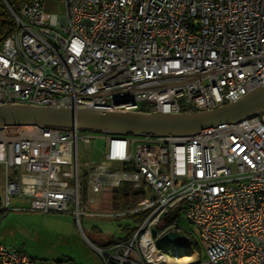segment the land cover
Here are the masks:
<instances>
[{
  "label": "built area",
  "instance_id": "built-area-1",
  "mask_svg": "<svg viewBox=\"0 0 264 264\" xmlns=\"http://www.w3.org/2000/svg\"><path fill=\"white\" fill-rule=\"evenodd\" d=\"M3 1L14 27L0 40V104L173 113L212 108L264 84V0H60L59 9L46 0L17 8ZM0 166L4 209L22 198L29 209L70 212L79 228L97 199L89 193L126 183L138 199L95 214L133 213L138 222L101 245L87 239L104 264H264L258 116L192 135L6 126ZM180 212L193 231L178 223ZM169 230L184 238L163 244ZM0 264L75 263L39 262L0 244Z\"/></svg>",
  "mask_w": 264,
  "mask_h": 264
},
{
  "label": "water",
  "instance_id": "water-1",
  "mask_svg": "<svg viewBox=\"0 0 264 264\" xmlns=\"http://www.w3.org/2000/svg\"><path fill=\"white\" fill-rule=\"evenodd\" d=\"M264 114V84L234 100L208 109L160 113L144 110H98L26 102L0 104V128L31 125L40 128H78L111 135H192ZM177 208L171 214L173 217ZM152 233L155 235L156 230ZM184 238L174 230L161 236L170 244Z\"/></svg>",
  "mask_w": 264,
  "mask_h": 264
},
{
  "label": "rangeland",
  "instance_id": "rangeland-1",
  "mask_svg": "<svg viewBox=\"0 0 264 264\" xmlns=\"http://www.w3.org/2000/svg\"><path fill=\"white\" fill-rule=\"evenodd\" d=\"M47 1L53 3L51 6L47 5L49 9L62 7L60 0ZM258 117L264 119V114ZM94 134L99 138L92 142L103 147L104 138L100 134ZM4 175V168L0 166V195L3 192ZM81 185L84 190V178H81ZM122 188L126 190L127 184H122ZM25 204L27 200L22 198H16L14 204L7 209L0 204V244L23 251L39 262L67 259L75 264H104L101 255L89 245L87 239L101 245L103 240L124 237L126 233L122 227L138 222L137 215L133 213L97 215L95 210L98 209L88 204L86 213L80 218L79 228L70 212L33 210ZM112 209L109 207L103 210L113 211ZM124 210L122 207L119 209L120 212ZM177 220L182 227L194 230L182 212L178 214Z\"/></svg>",
  "mask_w": 264,
  "mask_h": 264
},
{
  "label": "crops",
  "instance_id": "crops-1",
  "mask_svg": "<svg viewBox=\"0 0 264 264\" xmlns=\"http://www.w3.org/2000/svg\"><path fill=\"white\" fill-rule=\"evenodd\" d=\"M119 189L121 188L104 187L98 194L89 193V195L96 197L97 199L96 201L90 202L88 204L94 205L98 210H103L104 208L108 209L109 207L113 208L112 210L119 209L124 206V197L127 196L130 200L128 189ZM116 204L118 206L117 208H115Z\"/></svg>",
  "mask_w": 264,
  "mask_h": 264
},
{
  "label": "trees",
  "instance_id": "trees-1",
  "mask_svg": "<svg viewBox=\"0 0 264 264\" xmlns=\"http://www.w3.org/2000/svg\"><path fill=\"white\" fill-rule=\"evenodd\" d=\"M14 8H17L19 3L22 0H7ZM14 27V21L13 18L8 11L5 3L3 0H0V40L5 37ZM126 196V195H125ZM138 199V196L133 197L132 199L126 196L124 197V205L129 206L133 202H135ZM117 204L115 205V208H117ZM145 212L139 213V216H144ZM67 260V259H66ZM64 260H57L56 262H61Z\"/></svg>",
  "mask_w": 264,
  "mask_h": 264
},
{
  "label": "bare ground",
  "instance_id": "bare-ground-1",
  "mask_svg": "<svg viewBox=\"0 0 264 264\" xmlns=\"http://www.w3.org/2000/svg\"><path fill=\"white\" fill-rule=\"evenodd\" d=\"M180 245H181V242L178 243V246L177 247H180ZM174 252H178V249H176V247H174ZM190 258H191L190 255L189 254H185V253H182L181 254V257H179V259H181V260H190Z\"/></svg>",
  "mask_w": 264,
  "mask_h": 264
}]
</instances>
